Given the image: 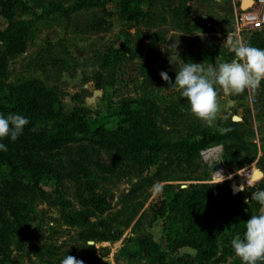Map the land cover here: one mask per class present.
I'll return each mask as SVG.
<instances>
[{"label":"rangeland","instance_id":"rangeland-1","mask_svg":"<svg viewBox=\"0 0 264 264\" xmlns=\"http://www.w3.org/2000/svg\"><path fill=\"white\" fill-rule=\"evenodd\" d=\"M17 2L14 18L28 24L30 39L22 53L7 60L3 81L39 85L54 93L64 112H76L80 122L90 115H104L107 123L106 132L100 137L76 132L72 141L17 152V159L29 170L34 169L32 161H38L56 171L60 185L48 181L32 185L25 173L10 177L0 170V238L4 245L0 249V264H61L66 256L84 264H145L140 259H128L120 251L126 238L142 233L166 250L169 260L196 264L198 250L176 242L168 245L163 220L151 212L149 205L167 185L188 190L204 184L211 195H233L241 191L231 193L232 184L245 188L264 182V154L258 161L257 144L252 142L253 133L243 118L235 120L238 136L234 141L226 138L228 141L223 139L188 151L177 147L189 130L205 126L214 131L232 113L223 111V103L213 125L207 126L191 115L186 98L179 92L165 90L169 84L160 73L166 72L175 82L178 65L169 62L175 50L185 64L216 67L228 62L222 52L229 47L226 39L233 40L228 33L233 7L240 2L244 8L248 1L143 0L144 15L128 23L118 18L116 0H105L102 7L83 8H73L74 0ZM48 3L65 11L48 10ZM178 4L183 7L173 14L172 8ZM186 11L192 20L190 31L181 28ZM120 29L132 36L130 46L135 52L119 62L102 64L100 55L105 47L120 42ZM258 32L264 35V28ZM94 78L99 79V87ZM260 87L264 89L263 80ZM220 91L217 86L218 96ZM229 98L232 97L228 95L225 100ZM139 101L143 104H137ZM124 102L133 113L126 122L117 123L111 112ZM256 105L262 104L257 100ZM170 106L180 108L173 125L167 123ZM43 107L45 111L47 107ZM143 107L159 127L163 145L156 152L143 147ZM45 119L44 124H48V117ZM214 146L220 147L216 158L227 172L220 179L212 178L209 170L215 160L201 154ZM240 160L252 167L253 176L248 184L238 178L236 166ZM156 183L162 185L159 193L152 191ZM90 194L104 197L108 208L103 213L92 212L85 225H68L66 216L79 212V198ZM58 197L66 203L63 207L58 204ZM229 228H222L218 243L229 247V252L217 253L214 264L240 263L231 246L237 234ZM90 230L105 234V238L80 239V232ZM116 233L118 237L113 239Z\"/></svg>","mask_w":264,"mask_h":264},{"label":"trees","instance_id":"trees-1","mask_svg":"<svg viewBox=\"0 0 264 264\" xmlns=\"http://www.w3.org/2000/svg\"><path fill=\"white\" fill-rule=\"evenodd\" d=\"M104 1L74 0L72 7H102ZM142 1L116 0L118 18L123 23H128L144 15L141 8ZM17 3V0H0V19L3 21V25L0 26V116L7 118L10 114H19L27 118L29 123L16 141H12L10 137L0 140V143L7 146V151H0V170H5L10 177L25 173L32 185H38L40 181L60 185L59 175L56 171L41 166L38 161H32L34 169L29 170L17 159V152L40 147L50 148L59 143L72 141L75 139L76 132L100 137L106 132L107 116L90 115L84 122H80L76 112L62 110L61 102L56 99L53 92L31 82L12 85L3 81L7 60L22 53L30 39L28 24L22 19L14 18ZM182 7L181 4L173 7V14ZM48 10L65 11L64 8L53 3H48ZM102 10L105 8L103 7ZM181 28L185 31L192 30V23L189 22L187 11L181 18ZM119 35L120 42L117 45L109 44L101 53L102 64L119 62L135 52L134 48L130 46L132 45V36L124 29L119 30ZM248 45L264 49V35L254 31L249 38ZM222 53L228 58L234 57V53L228 50ZM94 83L96 87L100 86L98 78H94ZM137 104L142 105L143 103L139 101ZM43 106L47 107L45 111H43ZM167 109L169 114L167 123L173 125L180 108L170 106ZM132 113L129 104L124 102L117 105L111 115L116 117L117 123H121L129 120ZM140 116L144 126L143 147L148 152H156L163 145L159 138V127L147 108L143 107ZM45 117H48V124L43 122L46 120ZM221 129H230V131L221 134ZM237 131L233 122L220 123L214 131L208 130L205 126H199L189 130L185 134L184 141L177 143L176 146L183 148V151L193 150L199 146L220 142L228 137L236 138ZM263 154L264 150L260 156ZM246 165L245 160H240L236 167L240 169ZM205 188L208 187L204 184L188 190L172 188L167 185L162 194L149 205L151 212L163 220L165 239L168 245L176 242L179 246L198 250L196 264H214L212 260L217 253L227 254L229 252V247L225 244L221 246L218 244L224 226H229L232 234H237L243 239L246 222L252 215L260 214L261 205L252 200L251 196L254 192L264 190V182H254L246 186L244 191L233 195L229 193L211 195ZM57 199L61 207L66 204L60 197ZM246 199L249 200L248 204L245 203ZM79 205L81 207L79 212L66 216L65 222L68 225H85L89 223L88 218L92 212L103 213L108 208L104 197L93 194L80 197ZM104 235L94 230L79 233L82 240L87 238L102 240L105 238ZM117 237L118 233L113 235V239ZM1 240L2 238H0V249L4 247ZM120 251L128 259H140L145 264H188L169 260L167 251L144 233L126 238ZM239 264H243L242 260ZM257 264H264V261H258Z\"/></svg>","mask_w":264,"mask_h":264},{"label":"clouds","instance_id":"clouds-1","mask_svg":"<svg viewBox=\"0 0 264 264\" xmlns=\"http://www.w3.org/2000/svg\"><path fill=\"white\" fill-rule=\"evenodd\" d=\"M225 43L229 46V51L234 53L235 58L231 62L220 63L216 67L195 63L185 64L175 50L169 57L170 63L178 65L175 82H171L166 72L160 73L161 78L169 84V88L165 90L179 92L187 99L191 115L209 127L213 125L219 111L217 86L226 96H238L246 90L252 96L264 80V49L230 38L226 39ZM28 123L29 120L19 114H10L7 118L0 116V140L10 137L12 141H16ZM220 131L221 134H226L230 129ZM0 151H7V146L0 143ZM152 170L154 171V167ZM239 190L244 191V188L241 186ZM152 191L161 192L162 185L154 184ZM251 199L261 205L260 214L252 215L246 222L243 239L237 235L231 241L235 255L243 264H257L258 261H264V190L254 192ZM245 203L248 204L249 200L246 199ZM61 264H84V262L73 256H66Z\"/></svg>","mask_w":264,"mask_h":264},{"label":"built area","instance_id":"built-area-1","mask_svg":"<svg viewBox=\"0 0 264 264\" xmlns=\"http://www.w3.org/2000/svg\"><path fill=\"white\" fill-rule=\"evenodd\" d=\"M264 28V0H251V3L244 8L239 7L238 9L234 10L233 12V19L229 29V35L233 37V40H240L248 44L250 35L254 31H259ZM235 57H233L234 59ZM257 99L253 96H247V102L252 104ZM217 148L216 151L220 150L219 146H214L211 148H207L201 151V154L204 157L210 156V154L205 155L210 150H214ZM216 151H214V155L212 154L211 157L215 160L217 164V169L212 171V175L214 179H220L224 177L227 172L225 170V166L222 162L217 161L216 158ZM239 171L240 181L243 183H250V175L252 171V167L244 166ZM219 175H216V174ZM215 176V177H214Z\"/></svg>","mask_w":264,"mask_h":264},{"label":"crops","instance_id":"crops-1","mask_svg":"<svg viewBox=\"0 0 264 264\" xmlns=\"http://www.w3.org/2000/svg\"><path fill=\"white\" fill-rule=\"evenodd\" d=\"M241 7V3L239 2L237 4V7L234 6L233 11ZM221 9V8H220ZM222 12V10H220ZM219 12V13H220ZM190 23H192V20H189ZM229 51V47H227ZM220 56V55H219ZM198 60V59H196ZM233 58H229L228 62H231ZM264 81V80H263ZM219 91V90H218ZM264 89H259L257 92L252 95L255 97L257 100L261 102V106L257 107L255 106L257 100L253 102L252 104L247 102V96L249 95L248 91L246 90L245 93L234 96V95H229L232 98H229L228 100H225L227 98L226 95L222 91H220V94L218 96V104L219 107L224 103L223 111L225 113H232L229 116V120L227 122H233L234 127H236L235 120L239 119V121L243 118L245 119L244 123L245 125L248 124L249 129L253 133V138L254 140L252 141L253 143H256V156H260L264 150V147L262 146L264 143ZM223 99V100H221ZM225 123V122H224ZM263 138V139H262ZM227 139H230L229 141H234V137H228ZM226 138L224 139L225 141H228ZM223 140V141H224ZM263 142H262V141ZM262 142V145L260 146L259 144ZM228 143V142H226Z\"/></svg>","mask_w":264,"mask_h":264},{"label":"water","instance_id":"water-1","mask_svg":"<svg viewBox=\"0 0 264 264\" xmlns=\"http://www.w3.org/2000/svg\"><path fill=\"white\" fill-rule=\"evenodd\" d=\"M246 1H249L250 3H251V0H245V2ZM249 3V4H250ZM248 4V5H249ZM241 8H242V4H241ZM215 169H217V164L216 163H212L210 166H209V170L210 171H214ZM252 176H253V171H251V175H250V180L252 179ZM241 184H238V185H235V184H232L231 186H230V188H231V193H234V192H236L238 189H240L241 188ZM243 187V186H242Z\"/></svg>","mask_w":264,"mask_h":264},{"label":"bare ground","instance_id":"bare-ground-1","mask_svg":"<svg viewBox=\"0 0 264 264\" xmlns=\"http://www.w3.org/2000/svg\"><path fill=\"white\" fill-rule=\"evenodd\" d=\"M248 3H250L249 1H248ZM217 150V148H215L214 150H210L209 152H207L205 155H207L208 153H211L210 155H214V151H216Z\"/></svg>","mask_w":264,"mask_h":264}]
</instances>
